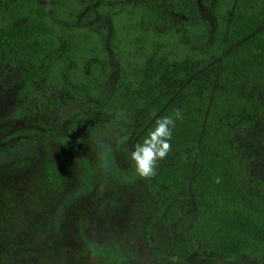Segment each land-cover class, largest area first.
<instances>
[{"label": "trees", "instance_id": "1", "mask_svg": "<svg viewBox=\"0 0 264 264\" xmlns=\"http://www.w3.org/2000/svg\"><path fill=\"white\" fill-rule=\"evenodd\" d=\"M67 1L0 0V65L17 69L25 95L50 88L61 94L57 104L86 103L97 114L136 121L132 129L116 119L87 122L86 135L92 140L111 142L130 132L133 149L158 118L180 109L169 159L145 179L148 187L156 185L164 197L173 198L159 217L172 244L166 249L246 255L264 264V190L248 183L251 152L242 141L248 131L261 129L264 149V0H69L70 17L83 13L77 25L57 15ZM126 11L136 20L133 27L153 30L159 41L145 58L134 52L125 55L124 47L115 43L116 21ZM70 25L92 30L102 54L90 50L76 56L65 34L55 39L53 27L59 32ZM114 60L116 80L104 99ZM27 113L21 103L13 116ZM79 118L82 114L75 121ZM14 134L39 138L47 183L62 189L69 160L65 154L53 156L48 131L25 128ZM217 177L219 183L214 182ZM186 187L193 217L176 238L172 225L187 208L176 196ZM86 247L114 263L137 257L115 245L87 242Z\"/></svg>", "mask_w": 264, "mask_h": 264}, {"label": "rangeland", "instance_id": "2", "mask_svg": "<svg viewBox=\"0 0 264 264\" xmlns=\"http://www.w3.org/2000/svg\"><path fill=\"white\" fill-rule=\"evenodd\" d=\"M68 1L66 8L57 10V15L67 23L73 20L80 24L83 13L70 17L68 8L72 4ZM128 14L126 11L116 21L115 43L124 47L125 55L134 52L144 54L145 58L154 52L159 41L153 30L133 27L136 20ZM204 15L208 17L209 12L204 11ZM57 29L53 27L55 39L60 33L65 34L76 56L90 50L102 54L103 46L89 28L70 25L67 30ZM110 43L107 39L106 45ZM113 67L102 93L104 99L116 80L115 60ZM20 88L17 69L0 65V264H258L246 255L168 251L166 248H172V244L169 233L160 228L159 217L173 198L164 197L156 185L148 187L145 179L135 174L130 160L131 133L111 142L92 140L86 135V124L92 120L116 119L130 129L137 125L136 121L124 115L97 114L86 103L57 104L61 94L50 92V88L38 87L32 95H25ZM21 103L28 113L14 117V110ZM79 114L82 118L75 121ZM25 128L48 131L53 156L68 157L62 189L47 183L46 160L39 138L14 134ZM262 136V130L257 128L242 138L251 152L245 170L248 183L259 190H264ZM123 137L127 139L121 144ZM168 159L167 155L159 163ZM176 197L187 207L185 215L172 225V234L178 238L193 217V206L187 187ZM87 242L115 245L135 252L137 257L127 263H114L92 254Z\"/></svg>", "mask_w": 264, "mask_h": 264}, {"label": "clouds", "instance_id": "3", "mask_svg": "<svg viewBox=\"0 0 264 264\" xmlns=\"http://www.w3.org/2000/svg\"><path fill=\"white\" fill-rule=\"evenodd\" d=\"M182 112L176 109L172 115L160 117L155 121V127L150 130L142 142L134 145L130 152V160L134 164L135 174L142 179H150L156 175L160 161H163L172 150V130ZM127 137L120 139L124 144ZM214 182L219 183V177Z\"/></svg>", "mask_w": 264, "mask_h": 264}]
</instances>
